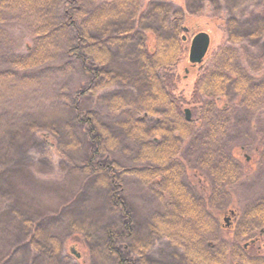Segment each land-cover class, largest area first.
Here are the masks:
<instances>
[{"label":"trees","instance_id":"trees-1","mask_svg":"<svg viewBox=\"0 0 264 264\" xmlns=\"http://www.w3.org/2000/svg\"><path fill=\"white\" fill-rule=\"evenodd\" d=\"M6 13L28 24L33 46L23 55L8 54L12 69L0 71V99L10 94L11 83H16L20 74L22 85H27L35 78L31 71L55 60L61 42L66 44L65 66L76 62L89 75L86 86L74 97H61L67 104L75 102L72 107L77 124L85 128L88 138L90 153L79 170L108 191L113 210L123 215L119 230L112 226L103 230L104 242L95 249L99 260L105 259L109 264H154L149 253L150 238H142L137 232L133 214L123 198L124 178L133 176L164 207L163 213L152 218L150 235L181 249L186 264H264V256H250L241 246V242L264 230V198L241 215L233 241L223 238L219 219L214 215L228 208L230 189L244 177L243 164L223 145L234 111L230 97L235 92L241 99L238 105L251 111L264 103V57L255 59L250 68L258 77L262 74L259 79L240 63L241 38L231 33L224 40V20L196 18L188 7L185 12H175L169 4H152L151 0H0V23L6 22ZM157 19L164 23L161 31L137 30L145 20L154 23ZM202 28L214 37L215 44L196 66L188 59L194 38H188V34L195 36ZM167 30L166 36L163 33ZM148 31L155 35L153 51L146 46ZM5 33V27L0 25V48ZM121 50L134 56L133 65L141 75L139 96L132 100L130 94L116 92L106 103L112 116L123 118L122 130L136 149L137 164L130 169L104 157L119 148L121 137L97 112L84 111L79 106L85 99L95 98L119 84V73L114 68ZM223 99L226 104L220 108ZM187 109L191 112L190 121L186 118ZM204 125L207 130L200 136ZM75 129H62L64 136L69 137L64 141L74 148L79 145ZM186 141L204 146L197 165L211 177L208 195L198 193L187 179L188 166L181 156ZM3 163L4 158L0 162V190L11 189V176L15 173L9 174ZM12 213L20 221L26 243L7 254L3 264L16 261L21 255L28 263L21 251L25 246L39 252L43 259L34 264H57L62 246L46 233L42 220L35 223L19 216L16 210Z\"/></svg>","mask_w":264,"mask_h":264},{"label":"rangeland","instance_id":"rangeland-1","mask_svg":"<svg viewBox=\"0 0 264 264\" xmlns=\"http://www.w3.org/2000/svg\"><path fill=\"white\" fill-rule=\"evenodd\" d=\"M151 3H167L175 12L181 13L188 7L196 18L205 16L224 20V40L227 41L231 33L241 38L238 45L241 49L240 63L252 76L261 78L262 74L258 77L250 68L255 59L264 57V0H151ZM14 17L6 13V22L0 23L6 31L0 48V71L12 69L8 54L23 55L33 46L28 24ZM161 24L164 23L158 19L154 23L145 20L137 30L161 31ZM205 31L207 29L202 28L201 32ZM163 34L167 36L168 30ZM188 38H193L192 33L189 32ZM155 41L154 32L148 31L146 46L149 51H153ZM214 44L212 37L210 47ZM65 45L61 42L55 60L30 72L35 77L30 83L22 85L23 74H20L16 83H11L10 94L0 99V162L4 158L3 165H6L8 173H15L11 176L12 188L0 190V264L16 246L26 243L20 221L12 213L15 210L19 216L29 217L35 223L42 220L46 233L60 241L62 250L57 256L60 258L57 264H109L105 259L99 260L95 249L104 242L102 232L106 227L119 230L123 223V215L113 210L108 201V191L78 168L90 153L88 138L85 128L77 124L76 110L72 107L75 102L67 104L61 96H73L81 91L89 75L76 62L65 66L68 62L64 54ZM133 58L131 52H120L115 58L114 68L115 73H119V84L100 92L95 98L85 99L79 105L84 111L92 109L97 112L101 120L121 137L119 148L104 157L127 169L137 164L136 149L122 130L123 118L110 114L106 100L116 92L130 94L132 100L138 98L141 75L133 65ZM230 99L234 111L223 145L243 164L244 177L238 186L230 189L231 197L226 202L228 208L219 214L214 212V215L219 219L223 238L233 241L241 215L251 204L264 198V103L251 111L238 105L241 99L235 92ZM225 104L223 99L219 107L223 108ZM64 126L76 128L74 132L80 148H77L78 144L74 148L73 144L65 142L69 137L64 136ZM206 130L204 125L200 136ZM195 144V141H186L181 153L188 166L186 176L198 193L208 195L211 177L201 172L197 165L204 146ZM124 179L123 198L133 214L137 232L142 238H150L152 246L149 253L153 263L186 264L181 249L173 247L166 239L150 235L149 225L156 213L164 212L163 204L139 179L133 176ZM259 234L256 232L251 239L241 242L250 256H264V237ZM257 238L260 241L252 244ZM21 251L24 258H28V263L21 255L7 264L43 261L39 252H34L30 246Z\"/></svg>","mask_w":264,"mask_h":264},{"label":"water","instance_id":"water-1","mask_svg":"<svg viewBox=\"0 0 264 264\" xmlns=\"http://www.w3.org/2000/svg\"><path fill=\"white\" fill-rule=\"evenodd\" d=\"M187 31V30H186ZM211 37L205 32H200L191 42L190 45V52H189V61L193 65L201 64L207 53L210 49ZM187 120L190 121L191 119V112L187 109L185 110ZM226 222H229L227 219Z\"/></svg>","mask_w":264,"mask_h":264},{"label":"flooded vegetation","instance_id":"flooded-vegetation-1","mask_svg":"<svg viewBox=\"0 0 264 264\" xmlns=\"http://www.w3.org/2000/svg\"><path fill=\"white\" fill-rule=\"evenodd\" d=\"M260 237L263 236L264 237V230H261V232H259ZM260 241L259 238L255 239L252 241V244L258 243ZM247 248V247H246ZM260 256V255H259ZM262 257V256H261Z\"/></svg>","mask_w":264,"mask_h":264}]
</instances>
